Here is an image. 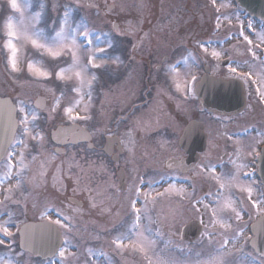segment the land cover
<instances>
[{"label":"flooded vegetation","instance_id":"flooded-vegetation-1","mask_svg":"<svg viewBox=\"0 0 264 264\" xmlns=\"http://www.w3.org/2000/svg\"><path fill=\"white\" fill-rule=\"evenodd\" d=\"M168 1L171 8H174L176 4L178 5L177 11L181 9L183 19L180 21L182 24L180 26L183 27L186 33L184 36L186 50L178 51L183 52L180 55L181 57L178 58L181 60L180 64L185 58L189 68L185 67V71H182L184 67H182L181 70L177 69L178 74L175 77L176 81L182 82L183 84L181 90L191 83L195 91L196 84L202 81V77L205 74L221 78H232L242 89L243 104L241 109L229 114L220 113L218 111L210 112L202 106L194 91L191 95L183 91H177V88H175L176 85L166 78L169 72L172 76L175 74L172 72L170 64L174 58L173 56L177 52L166 50L162 52H160V50L137 52L138 49H146L145 40L143 38L145 35L141 34L135 38L131 45H129L127 35H123V38L122 36L117 38L118 40L120 39L117 46L119 51H117V53L122 55L123 60L125 58L126 60L133 58L134 50H136L137 54H135V58L141 63L139 69H132L127 66L120 67L118 74L121 77L119 80L124 81L122 84L123 88L126 89L127 84H130L131 87L136 89V95L139 97V99L136 98V105L142 107L137 111L136 116L138 118L139 115L145 113L146 109L144 107H148V105L153 102L157 104H155L154 109H150L152 114L156 117L163 116L162 118H164L166 114L169 115L172 128L167 125H162L154 131V133L157 134L144 135L147 139H155L160 146L169 144L171 153L169 158H173L170 162L169 172L171 173V177L169 186H174L177 190L184 189L185 193H194V195L191 196L171 194L169 197V207L172 211H175L177 208L178 211L183 209L182 212L184 213L185 219L187 218L181 225L188 219L199 218V213H190L194 200L203 201L201 205L205 208L210 198L212 199L211 202H216L221 197L225 200L234 199L239 201V207L243 209V218L239 222L235 221V219L230 221L234 228H243V236L239 239L240 245L236 244L235 248L237 249L243 246V252L246 254L252 253L253 250L248 245V241L251 237L249 226L260 216L258 210L251 207L248 194L241 192L239 187H233L230 190L227 188L220 189L217 181L211 179L207 172H201L197 165L211 163V165L215 167L216 172H219L220 175H226L228 173H235L236 169L235 166H233L234 160H242L240 164L246 166L241 168L239 172L240 185L244 187L250 186L253 189L252 200H264V140L259 139L261 142L258 144L255 143L258 139L254 138L249 139L250 144H248V141L246 143L241 141L243 139H248L250 132L259 125H264V104L259 102V97L256 95L257 85H252L250 89L242 80L236 79L228 74L227 64H221L222 60H227L229 57L237 62H243L245 60L252 61V65H256V68L252 69L253 79H257L260 75H264V64L260 63V59L264 58V45H262L260 49H257L258 58L254 61L250 54L247 53V47H242L240 51V46L232 53L226 52L227 56H223L219 60L212 58L210 55L214 48L220 47V44L224 43L226 40L232 38L238 39L241 28H243L245 34L251 39L257 30L264 32L263 22L249 21V25L253 24L251 25L252 27H249V25L242 23L240 20L231 19L228 22L227 28H225L224 25H220V28L217 29V23L220 24V19L218 21L217 16L220 17L226 10L225 7H220L222 4L217 3L218 0H215V6H213L212 0ZM89 2L92 4L91 7L89 6L92 9H100L101 6L105 4V2H101L100 0H89ZM164 4H167V0H139L136 3V8L140 11L139 23L143 25L145 22H150V19H146L148 16H156V14L158 16ZM131 5L133 4L130 2L125 4L127 9L131 8ZM217 8H219V12ZM110 21L115 20L112 18ZM115 30H118V27ZM162 37L154 35V41L158 43L165 42L161 40ZM195 43H197V45H194ZM201 43L211 44L206 47L208 49V54H205L200 49ZM254 43L257 42L254 41ZM128 51L131 52L128 53ZM146 53H149L151 56H144ZM129 54L131 55L128 56ZM167 54H169V56H167ZM235 55H237V57ZM247 70L248 69H245V71ZM191 75L197 77L195 82L191 81ZM129 79L135 80L136 83L128 82ZM206 86L207 83H205V87ZM35 111H37V113L43 112L37 109H35ZM118 117L127 118L128 114L125 113ZM189 120L200 122L201 127L195 128V134H188L186 145L189 154H186L179 148L178 142L180 133ZM126 133L128 132H118L114 135L117 140L116 144H118L121 149L117 162H112V154L106 155L102 150V144L106 136L99 134L92 136L93 146L91 148H88L86 143L77 144V155L88 157L90 161V166L87 169L84 168L78 171L79 178H83L90 182L88 194H82L76 190L75 192L72 190V192L68 194L65 191L59 192L55 190L57 196H59L57 197L58 206H60L61 199L64 198L74 206L76 215L84 220H88L90 240L88 244L83 245L87 246L88 254L86 256L85 252L80 253V255H83V259L88 257V261L84 260L80 264H109L113 261V255H116V258L119 260H122V257H124V254H117L113 251L111 240L112 237L116 235V231L120 229L122 223L130 219L129 201L126 199L129 195L128 189L131 184L141 179H133L132 177L136 174L135 172L130 173L129 168L134 165L133 161L136 160L133 155H142L144 150L142 146H137V148L128 146L133 142L140 144L142 142L141 135L143 134L131 132V135L128 136ZM41 135L44 136L45 134ZM229 137H231V139H229ZM121 141H124V143H121ZM245 144L247 147L242 148ZM253 144L255 145L256 152L260 153L259 155L256 153L252 155L248 154L250 151L248 146ZM115 146H113L111 150L112 153L117 151ZM237 147L241 148L239 156L236 155ZM39 148L40 147H37L38 150ZM68 149L69 147H65L62 155H65ZM128 149H131V152H129ZM40 150H44V148H40ZM153 152L154 151L149 152L148 154H152ZM36 160L38 164H43L44 158L42 154L38 156ZM101 163H103V169H101ZM41 166L42 165L35 166V174L37 176L32 179L28 169L24 173L22 191L17 190L15 192L14 198H20L22 203L26 199L35 202V206L33 205L31 207V209H34V212L33 214H29L26 220H42L40 218V213L45 207V202L49 199L48 193L50 186L48 184V179H46L47 174L41 171ZM118 167H121L124 171L123 183L118 182L115 174ZM137 170L140 171L139 174L141 177H144L148 173L147 168L138 169L137 167ZM177 176H179V179L176 181ZM15 183V180H11L10 182L6 181L3 183L2 187L8 188L15 185ZM0 191H2V189H0ZM0 196L4 199L2 194H0ZM143 197L144 196L141 195L138 198L140 201L137 204L138 208L143 207ZM155 197L156 196H152L151 199ZM158 200L159 198H157L156 203H149L147 206V215L151 216L153 220L150 229L156 228L154 219L160 214L158 206L160 202ZM93 204L95 207L92 206ZM2 205L3 204H0V206ZM7 206L10 211H16L17 204L9 201L7 202ZM20 206H22V204H20ZM72 210L69 211L71 212ZM144 224L147 226L148 221L145 220ZM177 232L178 230L175 227L174 232H168V234L175 236ZM231 248L233 249V247ZM89 249L91 251H89ZM80 251H84V249ZM101 251L107 255H99ZM98 255L100 258H98Z\"/></svg>","mask_w":264,"mask_h":264},{"label":"snow or ice","instance_id":"snow-or-ice-1","mask_svg":"<svg viewBox=\"0 0 264 264\" xmlns=\"http://www.w3.org/2000/svg\"><path fill=\"white\" fill-rule=\"evenodd\" d=\"M9 8L16 14H19V19H14L13 15H8L3 23V43L2 51L6 52V64L5 67L9 70L10 75H14L19 79L20 75H24L25 71L28 77L34 79L35 82L41 83L49 81L53 76L55 80L67 82L72 80L73 77L79 82L80 86L73 85L71 91L76 93L78 97L87 96L88 104H85L82 111L83 115L79 112L74 114L72 106L64 107V116L73 124L77 121L87 122L93 117L91 115V103L92 94L94 90V83L98 80L93 69L106 68L105 61L111 59L113 63H119V57H110L107 55L112 44L106 42V47L101 46L100 36L93 37V30L86 25L79 23H73L69 20V5L64 6L63 15H58L54 20L52 26L41 28L39 27L40 21L43 19L41 12H36L34 16L27 17L26 10L27 4L22 5L18 3V0H7ZM213 6H215V0H212ZM90 7L92 5H89ZM225 5H220L224 7ZM41 9H45V5H40ZM56 6L54 5V8ZM79 7V5H77ZM219 12V8H217ZM227 19V17H225ZM220 17L217 16L219 21ZM114 27H118L115 26ZM217 29L220 28V24L217 23ZM251 27V25H249ZM239 37L242 38L243 42L247 45V53L250 54L252 60H256L257 49H260L264 45V33H259L256 36L258 43H254L248 35L245 34L243 28L239 31ZM135 47V46H134ZM200 49L208 54V49L201 44ZM86 54V63L82 62ZM211 57L219 60L223 56H227L224 51L213 50L210 53ZM97 61H100L99 63ZM39 62L40 66H37ZM225 63L228 66V74L235 77L236 79L242 80L244 84L248 85L251 89L252 85H257L256 95L259 97V102L264 104V75H260L257 79H253L252 72V61L245 60L243 62H237L229 57ZM260 63L264 64V58L260 59ZM245 69H248L245 71ZM190 71V70H189ZM172 72L177 73V68L172 67ZM91 73V79L87 80V91L83 90L82 85L85 83L84 74ZM178 74V73H177ZM197 77L191 75V81L195 82ZM177 91H183L188 95H191L194 91V87L191 83L186 88L181 90L180 85H176ZM63 95V91H62ZM81 100L76 101V105H79ZM39 106V104H38ZM60 100L56 98L53 106L50 109V114H58L60 108ZM10 125L14 133L13 143L9 144V148H14L16 145H21L23 149L29 148L35 150L37 146L43 147L44 137L37 130L36 123L40 120V117L35 110L29 111L22 101H17L9 112ZM16 134L19 138L17 139ZM102 135L107 137L109 143L113 142L112 137L115 135L111 129H100L94 130L91 134L82 133V138L85 140H91L94 135ZM126 135H131L129 130ZM28 137L31 140L36 141V144L30 145L28 143ZM52 139L55 140V134ZM231 139V137H229ZM264 140V137H262ZM131 142V141H130ZM256 141L255 143H260ZM124 143V141H121ZM91 148L92 145L89 144ZM249 155L256 153L255 145H249ZM131 152V149H128ZM7 151V157L3 156V152ZM241 148L237 147L236 155L239 156ZM30 155L29 152L21 151L18 153L19 159L13 163L14 151L8 149L0 150V166L3 169V175L0 176V194L4 196L3 201L0 204L7 205V202L11 201L14 204L19 205L20 201L15 199V192L17 190L22 191V184L24 181V173L27 171L28 165L25 164L26 157ZM36 156H32L34 161ZM246 165L237 164L235 165V173H228L226 175H216V169L211 163L197 165L201 172H207L211 179L217 181L220 189H231L233 187H239L241 192L248 194L251 207L258 210L260 220L257 225L253 226V231H260L264 233V200H252L253 189L240 185L239 172L240 169ZM19 168V171L16 169ZM101 169H103V163H101ZM11 180H15V185L3 188V183ZM143 180L140 183H133L129 186V195L126 199L129 201L130 208V219L122 223L120 229L116 231V235L112 237L111 245L113 251L117 254H124L126 251H131L133 254L140 253L144 259L148 261V264H175L172 260H162L159 257L153 261L152 257L149 256V252H153L156 242L146 235L150 231V225L153 223L151 216L148 213V204L156 203L157 198L166 195H194V193H185L184 189L177 190L174 186L165 188L163 192H157L156 197L149 201L148 197L150 193H142ZM75 192V189H73ZM134 193V195H133ZM143 195L145 197L143 207H137L140 202L139 197ZM201 200H194L192 207L195 212L199 213L200 208L197 206L202 204ZM35 206V205H34ZM95 207V205H92ZM207 210H210L212 215L209 219L208 224H205V232L202 234L208 238V245L210 249L209 257L205 261L197 260L195 264H239L236 259V254L233 252L229 245L233 248L239 242L242 237L243 228H234L230 221L235 219L239 222L243 217V209L239 207V201L234 199L225 200L223 197L216 201L214 207L209 209V206L205 205ZM57 216L56 219L50 218V211L48 207H44L40 213L42 220H47L45 225H41L43 230H46L49 235H55L57 237L64 236L65 239L62 244H67V234L71 231V217L62 215L61 211L54 210ZM11 216V213H9ZM148 221V225L144 224V221ZM201 223L204 224L203 219ZM10 220H5L0 223V248H2L6 255L4 258H0V264H27L25 260L26 248L29 247V241L34 239V236L28 233L29 226H25L24 230L17 229V234L21 236V243L19 249L15 246V235L10 231ZM216 227L218 225L219 231H209V226ZM34 227V226H32ZM63 230V232L61 231ZM127 241V243H125ZM254 243V242H253ZM89 251H91L89 249ZM237 253L243 252V246L236 250ZM66 248L63 246L59 247L58 255L61 258L60 264H65ZM99 255L106 256L104 252H100ZM155 255V252H153ZM202 253H197L199 257ZM78 259V258H77ZM252 264H264V253L261 254L259 261L253 260Z\"/></svg>","mask_w":264,"mask_h":264},{"label":"rangeland","instance_id":"rangeland-1","mask_svg":"<svg viewBox=\"0 0 264 264\" xmlns=\"http://www.w3.org/2000/svg\"><path fill=\"white\" fill-rule=\"evenodd\" d=\"M105 1V0H103ZM114 3V9L112 11V14H114L115 20L119 23V29L118 31L112 30L109 22V16L103 15L100 11L89 9L86 6L76 4L77 0H18V3H21L22 5L27 4L28 8L26 10V16L32 17L35 15L36 12H41L43 19L39 23V27L46 28L52 26L54 20L58 15L62 16L64 11V6L69 5V20L72 21L74 24L79 23L82 25H86L89 28L93 30V37L100 36V41L98 43L101 46L106 47V42H110L106 40V35L113 34L114 36H122L127 35L129 37V44L132 43V40L137 33L139 27H143V25H139L137 22L139 18L138 9L136 8V3L139 0H109ZM107 2V0H106ZM127 2L132 3V7L127 9L125 4ZM164 4L160 9V17L159 20L156 22L152 19H155L157 17L151 18L148 16L146 19H150L151 26L145 27V30H150L155 33L156 36H166V40H173L177 41L176 44L179 46L180 43H183L185 32L183 30V27L181 23H179L178 18H173L174 14L180 13L176 10L178 5L175 4L174 8H171V5ZM165 3V2H164ZM220 3L224 4L225 8H230L231 11L225 10L224 13L220 15V25H224L225 28L228 26L229 18L231 16V13H234L232 8L230 7L229 0L221 1ZM44 4L45 9H41L40 5ZM54 5L56 6L54 8ZM78 13V14H77ZM77 14V15H76ZM8 15H13L14 19H19V14L14 13L8 6L7 0H0V90H3L4 86H11L15 90L14 95V101H22L25 105V102L27 103L29 99L32 97V95L37 91H44L49 94V104L47 108V112L45 114V124L44 129L46 127L48 132V129L53 128L56 124L61 123H68L70 122L63 114V108L72 106L74 110V114L79 112L82 114V109L85 104H88V98L87 96L78 97L76 93L72 92L70 89L73 85H79V82L75 80L73 77L72 80L67 82V87L65 82L57 81L55 80V77L53 76L49 81L37 83L34 81L33 78L28 77L27 73L25 71L24 75H20L19 79H17L14 75L9 74V70L6 69V52L2 51V43H3V23L6 20ZM183 15V14H182ZM227 17V19L225 18ZM234 18V17H233ZM174 21V22H172ZM179 24V25H178ZM259 33H264L261 31H256L254 35L252 36L253 41L257 42L256 36ZM148 36H151V33L148 34ZM147 40V39H146ZM146 47H147V43ZM166 43L157 44L156 42L151 44L148 49H145V51H158V50H165L164 47ZM153 46H155L153 48ZM240 46V51L242 50V47H247V45L243 42L242 38L239 37L238 39H230L228 42L220 44V47L214 48L215 51L220 50L224 52H234L236 51ZM179 51H183L182 47H179ZM144 51L143 49H138L137 52ZM144 51V52H145ZM166 51H175L173 48H168ZM108 55V53H107ZM180 53L175 54L173 57H178ZM169 56V54H167ZM237 57V55H235ZM110 57H118V56H110ZM82 62L86 63V54L84 56V59ZM98 63L100 61H97ZM106 64L112 63V60L109 59L105 61ZM115 67H123L120 66L119 63H112ZM185 65L187 68H189L188 63L186 60L182 62V64L179 66L178 70H181V66ZM37 66H40L39 62H37ZM139 66L136 59L129 60V67H133V69L137 68ZM256 65H252V69H255ZM190 70V69H189ZM182 71H185V67ZM92 72H95L98 80L94 83V90L92 94V103H91V114L92 111L95 109L96 101L98 105V112L96 115V122H91L90 120L87 122H81L82 125H84L87 129H89L91 132H93L96 129H100L103 131L104 129H111L112 120L114 119L116 115V110H121V108H125L129 105L133 98L134 90H132L133 87L130 86V84H127L126 90L124 91L122 87V84L124 81H118L115 83L116 85L111 86L110 88L102 89L100 91V88H102L103 82L107 84V74L104 68L100 69H93ZM178 73V71H177ZM175 73L173 76L168 73V77L166 78L171 81L174 85L179 84L180 88H183L182 82L176 81L175 77L177 75ZM91 79V73L84 74V81L85 83L82 85L83 90L87 91V80ZM173 79V80H172ZM126 83V82H125ZM124 83V85H125ZM136 83V82H135ZM176 88V86H175ZM63 91V95H62ZM100 91V93H99ZM100 95V99L97 100L98 96ZM56 98H59L60 100V108L58 109V114H50V109L53 106L54 100ZM126 99L127 102H121L120 99ZM81 100L79 105H76L77 100ZM156 102H153V104L149 105L150 109H154ZM26 107V106H25ZM27 108V107H26ZM28 109V108H27ZM121 114V113H120ZM163 116H155L149 117L146 114L139 115V118L131 117L130 119L124 121L123 123H119L115 125V128L113 126L112 132H124L131 130V132H137L141 131V140L142 142L140 144H137L135 142L130 143L128 146H134L137 148V146H142L144 148L142 155H133V157L136 159L133 161L134 165L131 166V169L135 168L137 169H148L149 171H152L151 173L154 174L153 170L158 169L156 172V175H151L148 178V181H146V177H144L146 180H143V177H135L133 176V179H142L144 185L142 184V193L148 192L150 193L148 199L151 201L152 196H156L157 192H163L165 188L169 187V173L163 168L162 162L165 158L171 155L169 150V144L165 145H158L159 143L155 139H147L144 134H153L154 129L160 128L162 125H167L168 127L172 128V125L169 121V115L166 114L164 118ZM171 119V117H170ZM37 130L40 132L41 130L37 127ZM157 134V133H154ZM163 135V134H162ZM262 137H264V125H259L256 129H254L252 132H250V135L248 136V139H243L241 141H244L245 143L248 141V144H250V138L258 139V141L262 140ZM260 139V140H259ZM45 142V140H44ZM52 144L48 140V148ZM247 145H243L242 148H246ZM71 147V149L68 151V153L63 156L59 157L56 161L48 160L44 164L45 166L42 167V172L47 174V178L49 179L50 184L55 183L58 187L61 185V183L64 184L65 190L67 188H71L74 183L76 184L75 188L77 190H82V187L80 186V182L76 178L75 170L81 171L84 168H87L89 166V162H82L81 157H75V150ZM21 151H25L21 145H17L14 147V157H13V163L16 162V160L19 159L18 153ZM51 151V150H50ZM154 151L152 154H148L149 152ZM88 152V151H86ZM52 154V153H51ZM53 155V154H52ZM34 156V155H32ZM58 158V157H57ZM242 160H234L233 166L240 164ZM30 162V161H29ZM29 162H25V164L28 165L29 168ZM34 163V162H32ZM137 163V165H136ZM27 168V170H28ZM17 168L16 170H18ZM62 169L64 170V175L62 174ZM0 176L3 175V169L2 166H0ZM217 176H220L219 172H216ZM25 176V174H24ZM63 179V181H62ZM135 180V181H136ZM140 183L139 181H136ZM146 182V183H145ZM152 182V183H151ZM90 183V182H89ZM89 183H86V186L83 187L84 190L89 188ZM220 194V193H219ZM170 195L159 197V210L160 214L154 219V222L156 224L154 237H150V233H147L146 235L149 236L150 239L154 240L155 242L161 241L160 243H157L156 246H159L157 249H153V252H155V255H153V252H149V256L152 257L153 261L159 257L162 260H172L175 261V264H195L197 260L205 261L209 257L210 249L208 245V238L206 236H203L202 234L205 232V224H208L209 219L212 215L210 210L206 211V208L202 207L201 204L197 205L200 208L199 212V219L200 221L203 219L204 224L203 225V231L201 235L195 240L192 245H189L184 242H180L178 240V232L175 236H171L168 234V232H174L175 227L179 228L181 223L185 221V216L182 210L178 211V208L175 211H172V209L169 207V199ZM145 197H143L144 201ZM17 200L20 201L19 204H22L20 208V216L15 219H6L10 220V231L13 232L12 227L18 225V223L23 220L27 215L33 214L34 209H31V207L35 204V202H32V200L26 199L21 202L20 198H17ZM211 198L209 199V202H207V206H209V209L211 207H214L216 202H211ZM45 207L49 208L50 211V218L54 217V219L57 218L55 211L52 212L50 209L54 208L55 210L61 211L62 215H67L71 217V224L72 228L71 231L67 234L68 243L76 242V245L74 247L70 246H64L66 248V254H65V264H79L80 258L83 255H80V250L83 248V245L88 244V242H83L88 239L85 231L87 232L89 223L88 220H84L83 218L76 215L75 208L71 212L69 211L71 208L65 204V201L63 204H60L58 206L57 198H51L48 202H46ZM58 207V208H56ZM190 213H196L191 207ZM74 211V212H73ZM1 217V215H0ZM2 218V217H1ZM5 221V219H3ZM151 230V229H150ZM209 231H219L218 225L216 227H212L211 225L208 228ZM81 231V232H80ZM84 232V234L82 233ZM77 234L82 236V240L77 241L75 238L77 237ZM243 236V234H242ZM242 238V237H241ZM240 238V239H241ZM74 239V240H73ZM15 241H16V235H15ZM127 243V241L125 242ZM237 244L240 245V242ZM233 247L232 245H229V248ZM156 248V247H155ZM240 249V248H237ZM235 247L232 249L233 252L236 254L237 250ZM197 253H202L199 257L197 256ZM126 254V255H125ZM242 253H239V258L236 257L239 264H252L251 261H248L247 258H244L242 256ZM6 255L5 251H2L0 249V258H4ZM123 255V254H122ZM129 255V256H127ZM244 255V254H243ZM132 256V257H131ZM58 258L54 259L55 261L51 260L48 264H60L59 260L61 259L59 255ZM113 261L109 264H148V261L144 259L143 255L140 253L133 254L131 251H127L124 253V257H122V260H119L116 258V255H113ZM78 258V259H77ZM254 259V257H253ZM25 260L27 264H42L37 261H34L32 258H30L29 255H25ZM251 260V259H250ZM255 260V259H254ZM260 259H256L255 261H259Z\"/></svg>","mask_w":264,"mask_h":264},{"label":"water","instance_id":"water-1","mask_svg":"<svg viewBox=\"0 0 264 264\" xmlns=\"http://www.w3.org/2000/svg\"><path fill=\"white\" fill-rule=\"evenodd\" d=\"M240 6H242L249 15L254 17L264 18V0H237ZM110 6H107L109 9ZM210 88L208 90L210 106L217 109H233L240 101L241 95L239 90L234 89L228 82H224V87L220 81L209 78ZM201 93V92H199ZM39 104V106H38ZM33 105L43 107V100L37 97ZM12 104L6 97L0 98V150L4 149L9 143L13 131L10 125L9 112L12 108ZM188 128L185 129V131ZM185 131L183 134H185ZM82 133L85 131L76 124L69 126H58L50 132L51 140L56 144L65 143H77L85 139L82 138ZM55 134L56 139L53 140L52 136ZM107 144V142H106ZM60 149H56V152L60 153ZM45 223H27L21 226V230L25 229V226H29L28 233L34 236V239L29 241V247L26 248L33 255H38L40 258L52 256L57 248L61 244V238L55 235H49L46 230L41 228V225ZM34 226V227H32ZM200 231V225L198 221L191 220L181 228V237L191 240L195 238ZM257 235L250 243L260 253H264V233L256 231ZM254 242V243H253ZM21 243V236L19 235V245Z\"/></svg>","mask_w":264,"mask_h":264}]
</instances>
